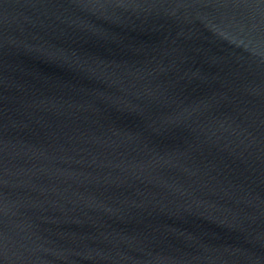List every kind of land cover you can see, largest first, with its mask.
<instances>
[{
	"label": "water",
	"instance_id": "water-1",
	"mask_svg": "<svg viewBox=\"0 0 264 264\" xmlns=\"http://www.w3.org/2000/svg\"><path fill=\"white\" fill-rule=\"evenodd\" d=\"M0 264H264V0H0Z\"/></svg>",
	"mask_w": 264,
	"mask_h": 264
}]
</instances>
